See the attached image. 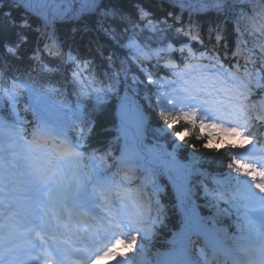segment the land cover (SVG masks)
Instances as JSON below:
<instances>
[{
    "label": "snow or ice",
    "instance_id": "1",
    "mask_svg": "<svg viewBox=\"0 0 264 264\" xmlns=\"http://www.w3.org/2000/svg\"><path fill=\"white\" fill-rule=\"evenodd\" d=\"M168 2L180 12H169L154 20L152 13L139 4L133 19L116 6V0H80V7L69 6L52 15L43 11L49 0H0V55L4 58L0 63V129L11 132L18 148L5 155L4 140L0 139V264H41L42 258L44 264H53L51 257H55V264H95L103 257H112L116 264H138L136 257L128 253L137 248L139 240L138 251L143 255L160 230L171 234L164 240L171 247L157 253L165 258L157 264H208L209 253L213 259L223 257L226 264H264V164L253 162L256 156L264 158V150L250 153L247 162L230 156L227 173L211 175L196 166L197 157L216 151L210 149L211 141H203L219 132L239 136L249 144H264V24L256 25L255 18L244 12L227 15L246 0ZM209 10L234 20L238 33L232 53L235 62H221L213 52L197 56L199 49L190 47L191 41L203 46L192 13ZM17 11L19 18L14 14ZM185 11L189 14L187 25L183 21ZM259 14L264 19V7ZM33 17L42 23L34 27ZM56 20L81 22L73 32L103 33L116 48L127 50L119 68L104 73L110 81L107 85L101 81L100 87L89 86L85 91L77 72L70 81L78 97L95 100L93 111L105 112L112 120V127L104 130L117 133L113 142L124 139L113 167H140L137 161L144 158L145 132L156 109L164 122L163 127L155 129L157 134L184 141V132L172 131L177 121H185L201 132L206 130V136L197 137L199 149L195 143L188 144L193 160L183 164L177 159L183 145H177L175 139L172 152L157 146L163 156L158 157V167L137 177V197L129 191L131 182L127 176L117 180L118 173L109 175L105 164V156H111L108 148L97 156L101 149L86 146L96 122L88 118V110L81 109L80 104L78 129L75 125L53 124L44 110L34 108L36 123L32 138L26 139L28 133L18 127L16 104L22 91L32 97L36 90L17 77H11L9 85L8 61L21 59L20 50L28 43V32L34 31L45 43L41 49L37 42L30 59L37 61L44 75L52 77L65 66L76 65L79 54L70 46L65 49L54 27L49 31ZM248 31L254 37L259 32L258 38L248 42L251 47L244 43ZM145 32L150 35L143 36ZM211 35L210 31V38ZM179 37H187V41L176 47L174 42ZM220 39L217 28V42ZM45 49L55 63L48 64L43 59ZM107 59L109 69L115 68L112 57ZM162 60L170 62L161 64ZM169 74L174 78L166 79ZM207 84L213 85L212 91ZM117 85L123 86V95ZM225 92L231 95L225 96ZM109 99L116 105L113 111H108L112 108L106 104ZM74 131L78 135H73ZM49 141H53L51 146ZM236 150L244 149L242 145L226 149ZM209 160L224 166L219 156ZM164 177L167 180L161 182ZM169 183L172 190L166 192ZM145 184L151 186L146 199ZM162 195L168 197V204L162 202ZM232 210L237 214L233 223L239 236H230L232 225L225 224ZM118 244L125 245V252L117 251Z\"/></svg>",
    "mask_w": 264,
    "mask_h": 264
},
{
    "label": "trees",
    "instance_id": "2",
    "mask_svg": "<svg viewBox=\"0 0 264 264\" xmlns=\"http://www.w3.org/2000/svg\"><path fill=\"white\" fill-rule=\"evenodd\" d=\"M139 4L141 5L143 8L147 9L150 13H154L155 15H162V17H165L167 15V10L162 8L160 9V7L155 8L152 5V1L148 0H116V6L123 9L126 13H129L133 19L136 18V5ZM131 6V7H129ZM159 11L160 13L155 11ZM14 14L17 15V18H19V12H15ZM203 19L206 21L207 17H203ZM170 23L171 18H169ZM207 22V21H206ZM32 23L33 26L36 27L39 24H41L40 22L37 21V18L33 17L32 18ZM73 23L77 24L76 28H80L81 27V23H79L78 21H73V22H66V23H62V24H56V29L58 30V27H61V36L62 34H65V37H68L70 41L72 39L73 41V45L75 46L73 49V52L78 53L80 59H84V58H90L93 63H94V68L96 69L97 72H99L100 70H108V57L111 56L114 63H115V68H119L120 62L122 60L125 59V56L127 55L124 51L123 48H116L112 41L109 40L108 37H106L103 33H99L96 31H90V32H85V31H75L73 32L74 27L72 26ZM67 27V29H66ZM206 28L209 27V23H207L205 25ZM122 31V29H118V32ZM128 35H130V33H128ZM143 35H150V33L145 32ZM28 36H29V40L28 43L26 45H24L21 50H20V54L21 57H24L25 55L31 54V52L33 51V49L35 48L36 45H34L35 42H38L39 40V34L34 32V31H30L28 32ZM60 39L62 40V38L60 37ZM70 46V45H69ZM68 46V47H69ZM78 48L81 51H78ZM3 49H0V51ZM14 63L18 64L19 62H22V59L19 60H15V59H11ZM55 63V62H54ZM53 64V62H52ZM71 66H65L64 68L61 69L60 74L61 75V81L62 82H67L68 81V75L70 72ZM57 76V75H56ZM107 105H111L112 108L108 109V111H113L114 110V104L113 102L108 103ZM152 123L155 126H159L160 125H164L163 119L162 117L158 116V115H154L153 118L151 119ZM112 127V120L109 119L106 115L105 112H100L97 119H96V126L92 132V136H91V141L94 145L96 146H101L104 143H106L107 141H109L112 136H113V131H105V128H110ZM177 129V128H176ZM189 143H195L197 145V148L199 149L201 147L200 142L194 140L192 137H185V140L183 141V143H181L183 145L182 147V153L183 156H190L189 153L192 152V149L188 147ZM213 151H209L208 155L206 157H199V160L201 159V161L203 162H207L206 165H213L216 166L218 165L215 162H211L209 160L210 157H213ZM219 156L220 159V155H216Z\"/></svg>",
    "mask_w": 264,
    "mask_h": 264
},
{
    "label": "water",
    "instance_id": "3",
    "mask_svg": "<svg viewBox=\"0 0 264 264\" xmlns=\"http://www.w3.org/2000/svg\"><path fill=\"white\" fill-rule=\"evenodd\" d=\"M194 2V0H193ZM60 3H63L59 5ZM69 6L73 8L80 7V0H49V6L43 11H46L49 15H52L54 12H60L64 9H67Z\"/></svg>",
    "mask_w": 264,
    "mask_h": 264
},
{
    "label": "rangeland",
    "instance_id": "4",
    "mask_svg": "<svg viewBox=\"0 0 264 264\" xmlns=\"http://www.w3.org/2000/svg\"><path fill=\"white\" fill-rule=\"evenodd\" d=\"M46 115H47L48 119H52V120L55 119L54 113L52 111H47L46 112ZM0 134H1V137L3 139H7L6 141H9L10 143L12 142L13 144L16 145V141H14L13 140V137L12 136H9L7 132H1Z\"/></svg>",
    "mask_w": 264,
    "mask_h": 264
}]
</instances>
